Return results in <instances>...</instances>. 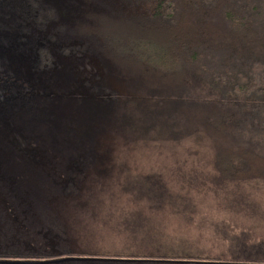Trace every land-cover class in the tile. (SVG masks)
Returning a JSON list of instances; mask_svg holds the SVG:
<instances>
[{"label":"trees","instance_id":"trees-1","mask_svg":"<svg viewBox=\"0 0 264 264\" xmlns=\"http://www.w3.org/2000/svg\"><path fill=\"white\" fill-rule=\"evenodd\" d=\"M80 1L68 0L66 11L55 0L57 8L39 15L42 23H58L52 39L69 43L67 54L95 61L79 63L93 65L96 76L70 77V69L60 76L70 92L75 83L82 96L65 103L32 98L0 106V112L15 110L11 120H19L22 129L20 142L0 139V151H11L0 154V258L33 259L23 241L36 247L49 241L50 258H77L61 262L66 264L242 261L207 258L191 232L170 231L164 220L145 217L147 208L170 221L193 223L195 218L189 214L190 197L168 191L158 177L149 185L119 187L126 198L115 196L110 184L133 171L120 165L118 152L131 145L128 141L142 139L170 141L184 147L182 155L209 153L221 183L264 180V0ZM33 6L41 7L40 0ZM7 98L17 96L0 93L1 102ZM168 100L173 104L166 109ZM154 107L164 121L149 126ZM170 110L171 120L166 118ZM79 145L85 155H79ZM102 201L140 209L125 226L104 229L103 223L95 237ZM214 236L226 245L224 232ZM82 237L89 240L87 246ZM37 254L47 258L43 251ZM246 262L264 264V258Z\"/></svg>","mask_w":264,"mask_h":264},{"label":"rangeland","instance_id":"rangeland-1","mask_svg":"<svg viewBox=\"0 0 264 264\" xmlns=\"http://www.w3.org/2000/svg\"><path fill=\"white\" fill-rule=\"evenodd\" d=\"M54 1L40 0L41 7H38L39 10L44 11L48 7L57 8ZM18 2L19 0H0V11L3 7ZM61 14L62 12L59 15ZM197 93L206 96L203 94L205 92L200 89L197 90ZM172 104L173 101L168 100L166 109L171 107ZM163 118L164 114L161 109L154 107L150 110L147 124L149 126L160 124L164 121ZM166 118L171 120V110L166 113ZM44 139L52 142L54 138L45 134ZM167 142L170 141L161 139L153 143L147 141V139L128 141V144L131 145L122 148L120 152H123H118L117 157L120 159L122 167L133 166V171H126L117 178L120 180L119 182L110 184L117 190V192L112 191L115 196L126 198L119 191V187H126L131 182L132 186L149 185L154 177H158L157 181L169 189L168 191L180 194L179 196L190 197V201L186 199L189 202V214H194L195 218L193 223L181 220L170 221L147 208L144 209L145 217L156 223L164 220L170 231L184 230L191 232L193 236L190 237L196 239L197 246L207 253L209 256H206L207 258L212 260L231 261L239 258L242 261L235 263L245 264L247 260L253 257L264 258V252H260V250L264 251V180H249L241 184L221 183L218 180L217 172L212 166L209 153L206 152L207 157L200 156L201 153L191 155L185 152L182 155L183 153L180 150H183L184 147L179 149ZM156 145L162 147V149L156 150L154 148ZM188 146L189 144H187ZM78 148L80 150L79 155H85L83 153L85 149L80 145ZM91 153L96 161V153ZM94 171L96 173V163ZM114 174L116 176V172ZM105 202L107 204L102 201V204L98 206L101 208V212L96 216L95 237L99 236L105 228L125 226L127 220L133 221L135 219L134 211L140 209V207L134 205L129 206L127 210H124L121 206L108 207L111 203L109 201ZM162 203L167 205V200H163ZM103 223L105 224L104 229ZM88 227H93V225ZM219 230L227 235L226 245H223L220 239L214 236ZM90 232V229L86 230L87 234ZM235 238L237 241H235ZM86 239L82 237L81 241L87 246L89 240L85 241ZM233 244L240 245L242 248H232ZM93 246L96 248V239L93 240ZM227 246L230 248H227ZM239 250L241 251L237 252Z\"/></svg>","mask_w":264,"mask_h":264},{"label":"flooded vegetation","instance_id":"flooded-vegetation-1","mask_svg":"<svg viewBox=\"0 0 264 264\" xmlns=\"http://www.w3.org/2000/svg\"><path fill=\"white\" fill-rule=\"evenodd\" d=\"M37 1L19 0L18 3L3 7L0 11V93L9 97L13 91L17 96V99L7 98L3 102L0 101L2 108L17 105L11 102L13 100H17L19 104L22 99L32 98L40 99L45 104L53 101L65 103L69 98L76 101L82 96L81 91L72 83L70 92L68 82L60 80L61 74L70 69L67 74L70 77L89 79L96 76L95 67L79 63L85 59L83 55L76 53L77 60L66 53L65 49H69V43H59L58 40L52 39L56 36L52 30L58 27V23H42L39 8L33 6ZM77 2L79 5L82 3L80 0ZM22 3H25L24 7ZM61 4L67 11L68 0H61ZM64 17L65 13H62L61 26L65 25ZM85 60L89 64L95 62L90 57ZM13 111L15 110L0 112V139L11 144L20 142L22 134V129L17 127L21 125L20 121L11 120ZM10 152L0 151V154ZM23 244L26 250L35 254L33 259L0 258V264H66L55 262L59 258H50L53 250L49 241L38 247L29 241H23ZM38 251H43L47 258L43 259V255L37 254Z\"/></svg>","mask_w":264,"mask_h":264},{"label":"water","instance_id":"water-1","mask_svg":"<svg viewBox=\"0 0 264 264\" xmlns=\"http://www.w3.org/2000/svg\"><path fill=\"white\" fill-rule=\"evenodd\" d=\"M67 260H77V258H67V259L56 261V262H65ZM79 260H81V259H79Z\"/></svg>","mask_w":264,"mask_h":264}]
</instances>
